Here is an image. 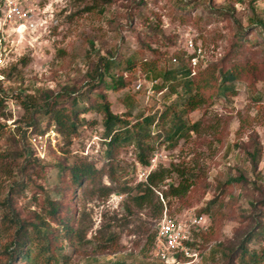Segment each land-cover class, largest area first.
<instances>
[{"label": "rangeland", "instance_id": "obj_1", "mask_svg": "<svg viewBox=\"0 0 264 264\" xmlns=\"http://www.w3.org/2000/svg\"><path fill=\"white\" fill-rule=\"evenodd\" d=\"M240 35L247 42L237 49ZM129 57L136 63L123 74L127 86H102L104 62ZM222 61L247 70L232 91L182 117L183 137L167 139L169 124L158 118L181 106L182 87L169 93L159 75L178 67L194 75ZM97 95L114 115L132 99V135L139 116L154 119L142 143L148 167L138 163L134 138L107 168L102 117L87 108ZM46 97L75 109V131L48 121ZM76 162L104 172L72 189L67 235L45 211L68 186L58 167ZM159 171L166 179L138 204L139 185ZM181 184L189 185L184 195H169ZM163 215L191 229L199 258L184 264H238L228 254L242 246L264 256V236L245 245L264 221V0H0V264H19L32 250L24 224L37 219L58 229L56 246L40 252L45 261L61 253L50 264H159L153 241Z\"/></svg>", "mask_w": 264, "mask_h": 264}, {"label": "trees", "instance_id": "obj_2", "mask_svg": "<svg viewBox=\"0 0 264 264\" xmlns=\"http://www.w3.org/2000/svg\"><path fill=\"white\" fill-rule=\"evenodd\" d=\"M181 10H184V6ZM180 19L185 21L186 17L181 14ZM243 42H247V40L244 36L240 35L234 44L237 49H240L244 44ZM236 53H238V51H236ZM135 63V57H129L123 61H116L113 59L106 60L102 66L103 73L102 75H99L100 84L106 88H111L112 90L125 88L127 84L123 78V74L124 72H129L130 69L135 66ZM223 63L224 61H222L221 64ZM227 63L228 61H225L224 65L213 64L210 67H207L204 71L194 73V75H191V68L185 69L184 67H178L172 71L166 70L163 74L159 75H163L164 82L162 84L170 90L169 93H178V88L182 87L181 96L183 100L181 106L179 108L172 106L167 107L166 111L158 118L162 124L164 122L169 124L165 129L167 139L172 140L178 136L183 137L185 132L189 130V127H186L183 122L182 117L196 111L213 98H221L234 89L233 83L240 80L242 73L246 72L247 66H242L236 62H230L226 66ZM121 68L123 69L120 70ZM114 69H116L117 72H114V74L110 73V71ZM104 77L110 78L109 86H106L107 83L104 81ZM212 89L216 91L215 95L210 92ZM45 100L47 101L49 98L46 97L43 101L44 105L40 107L45 108L44 114L48 116V121L53 123L54 128L59 132H66L67 134L75 131L78 124L77 112L75 109L59 106L57 101L45 102ZM131 101V98L127 99L126 105H128V111L124 115H114L110 109V103L105 96L97 95L94 100H88L90 103L87 108L100 114L102 117V125L106 136L105 146L107 147L106 156L108 160L106 166L108 169L113 165V161L118 153L120 145L123 142H129L134 138H136V145L138 147V163L144 167L149 166V161L145 157V154L150 152V149L147 146L144 147L142 143L143 138L148 136V126L150 127L154 119L151 117H143L142 115L139 116L135 125L132 126V128L136 130V134L132 135L129 130L131 127L126 119L131 115L130 111L134 107V104ZM33 103L39 105L37 102ZM195 126L196 125H193L192 127ZM108 137L109 140L107 141ZM58 171L60 173V178L62 181L67 182L68 186L64 189L65 195L61 198V201L48 202V209L45 211V216L53 222V224L62 227L67 235H70L72 230L69 223L70 217L68 212L70 211V196L74 193L72 189L81 184V182L93 183L101 175V172H104V168L101 170L97 169L93 163L76 162L67 167H58ZM166 173L169 172H151L147 176L146 184L139 185V195L135 196L134 200L138 204L148 202L150 195L153 194V190L158 184H161L166 179ZM188 187L189 185L184 184L178 185L174 188L172 187V189L169 190V195L175 197L184 195ZM163 196L166 198L167 194L163 193ZM161 211L162 206L159 204V213ZM37 220L40 221V223L36 225L31 223L24 224V226L31 228L32 240L35 239L36 244L31 245L33 246L32 250L29 249V246L28 249L20 255L19 264H50V260H59L58 258L61 256L60 252L55 254L54 251H51L54 255L51 259L47 258L46 261L42 259L40 252L50 251V249L52 250V248L56 246L58 238L56 233L58 232V229H52L40 219ZM8 222H13V219L10 218ZM24 226H20V228ZM262 236H264V221H262V224L259 225L253 233H250L246 237L245 245L253 238L259 239ZM231 255L235 256V260L238 261V264H259L260 262H264V256L261 257L255 251H250L244 246H242L238 252L228 254V257Z\"/></svg>", "mask_w": 264, "mask_h": 264}, {"label": "built area", "instance_id": "obj_3", "mask_svg": "<svg viewBox=\"0 0 264 264\" xmlns=\"http://www.w3.org/2000/svg\"><path fill=\"white\" fill-rule=\"evenodd\" d=\"M191 61L195 64L194 58ZM190 244L191 229L186 223L165 215L159 219L153 241V252L159 263L184 264L198 261V252Z\"/></svg>", "mask_w": 264, "mask_h": 264}]
</instances>
